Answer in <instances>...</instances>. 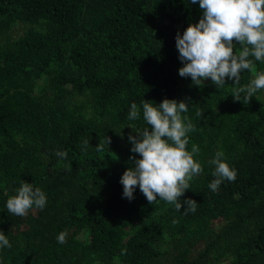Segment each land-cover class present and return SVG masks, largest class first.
I'll return each instance as SVG.
<instances>
[{"label": "trees", "instance_id": "trees-1", "mask_svg": "<svg viewBox=\"0 0 264 264\" xmlns=\"http://www.w3.org/2000/svg\"><path fill=\"white\" fill-rule=\"evenodd\" d=\"M201 17L190 0H0V230L12 244L0 264H264V92L244 105L230 80L179 76L175 37ZM143 99L189 102L187 147L204 171L180 200L195 211L138 188L122 198L128 127L147 126L127 114ZM218 151L237 175L213 192ZM23 181L47 204L17 217L5 203Z\"/></svg>", "mask_w": 264, "mask_h": 264}, {"label": "clouds", "instance_id": "clouds-1", "mask_svg": "<svg viewBox=\"0 0 264 264\" xmlns=\"http://www.w3.org/2000/svg\"><path fill=\"white\" fill-rule=\"evenodd\" d=\"M190 3L199 5L202 17L198 23L190 24L182 35L177 32L175 37L178 59L183 64L179 76L190 78L197 87L204 86L210 79L218 89L226 85V79L230 80L234 101L248 105L253 97L264 92V71L257 72L249 83L241 85L245 71H255L257 62L264 64V0H190ZM188 110L189 102L174 99L158 104L143 99L139 107L136 103L130 105L127 120H142L147 126L128 127L135 133L128 136L134 155L132 166L120 178L122 198L133 201L138 188L150 204L164 201L173 205L177 213L185 205L183 214L195 211V201L180 200L191 189L190 181L204 171L194 159L199 149L187 147L188 134L194 131L187 122ZM87 146L86 142L84 147ZM100 147L99 144L97 150ZM54 155L67 158L66 151ZM137 155L140 158L137 159ZM208 164L214 167L215 179L208 185L211 191H218L225 181H235L237 173L226 162L223 152H216ZM46 204V194L23 181L7 199L5 207L12 215L24 217L33 208L43 210ZM56 241L65 244L66 233H59ZM11 247L5 232L0 230V250Z\"/></svg>", "mask_w": 264, "mask_h": 264}, {"label": "rangeland", "instance_id": "rangeland-1", "mask_svg": "<svg viewBox=\"0 0 264 264\" xmlns=\"http://www.w3.org/2000/svg\"><path fill=\"white\" fill-rule=\"evenodd\" d=\"M29 28V26H24V25H18L14 31L12 32V35L15 39L21 37L22 35H24L25 31ZM210 79L208 81H206L205 83L209 82ZM224 264H228V262H225Z\"/></svg>", "mask_w": 264, "mask_h": 264}]
</instances>
